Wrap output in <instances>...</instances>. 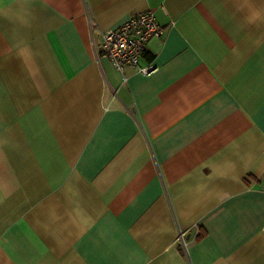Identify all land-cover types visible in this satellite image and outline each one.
Here are the masks:
<instances>
[{
    "label": "crops",
    "instance_id": "1",
    "mask_svg": "<svg viewBox=\"0 0 264 264\" xmlns=\"http://www.w3.org/2000/svg\"><path fill=\"white\" fill-rule=\"evenodd\" d=\"M0 264H264V0H0Z\"/></svg>",
    "mask_w": 264,
    "mask_h": 264
},
{
    "label": "built area",
    "instance_id": "2",
    "mask_svg": "<svg viewBox=\"0 0 264 264\" xmlns=\"http://www.w3.org/2000/svg\"><path fill=\"white\" fill-rule=\"evenodd\" d=\"M163 27L156 19L152 10L137 13L116 27L101 32V39L94 42L97 57L108 59L113 67L122 75L124 68L132 66L142 75H148L155 70L150 61L144 60L146 44L152 38L159 37ZM179 238L184 239V233Z\"/></svg>",
    "mask_w": 264,
    "mask_h": 264
}]
</instances>
